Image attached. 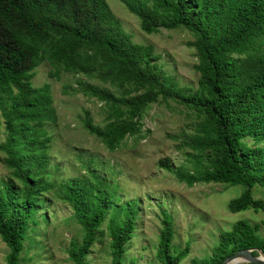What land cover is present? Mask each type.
<instances>
[{"label": "trees", "instance_id": "obj_1", "mask_svg": "<svg viewBox=\"0 0 264 264\" xmlns=\"http://www.w3.org/2000/svg\"><path fill=\"white\" fill-rule=\"evenodd\" d=\"M117 1L144 34L182 28L192 35L195 89L177 86L157 65L151 45L132 42L105 0H0V117L5 133L0 153L9 170V178L0 182L5 264H22L27 221L42 205L43 194L52 190L46 172L50 138L44 126L55 123L56 116L49 85H31L42 61L55 77L62 72L84 78L63 85L61 92L101 104V124L83 111L81 127L109 152L140 132V117L149 104L173 100L183 105L196 118L182 141L184 162L173 167L164 159L157 167L187 187L241 185L244 190L228 202L227 210L264 214V201L250 194L255 185L264 188V0ZM113 191L91 171L86 179L58 186V199L70 207L83 232L80 242H70L67 250L72 264H84L106 219L109 264H121L137 209L131 202L115 204ZM159 223L155 257L159 264H179L188 245L173 250L171 217L162 212ZM245 249L264 256V239L255 226L240 220L218 234L208 258L190 264H218Z\"/></svg>", "mask_w": 264, "mask_h": 264}, {"label": "rangeland", "instance_id": "obj_2", "mask_svg": "<svg viewBox=\"0 0 264 264\" xmlns=\"http://www.w3.org/2000/svg\"><path fill=\"white\" fill-rule=\"evenodd\" d=\"M132 42L151 45L156 63L179 87L195 89L198 75L192 35L182 28L159 29L154 34L140 31L138 20L117 0H105ZM51 66L42 61L33 71L31 85L48 84L56 120L45 124L50 138L47 151V178L52 190L43 194V203L27 221L25 239L19 255L22 264H72L67 257L70 242L79 243L83 232L72 216L70 207L57 196L58 186L74 179H86L91 171L104 179L109 190L114 188L113 202H131L137 209L131 239L124 245L121 264H159L156 257L160 215L171 217L173 250L188 245L187 256L179 264L192 259H206L218 242V234L230 230L243 220L255 226L264 239V214L251 209L231 213L229 201L238 198L244 187L219 184H196L187 187L157 167L168 159L176 167L184 162L182 141L192 132L194 113L176 101L149 104L140 117V132L125 137L113 151H107L81 127L83 111L93 122L101 124V104L81 95L62 94L63 85H73L76 78L66 73L51 75ZM0 117V143L4 141ZM264 148V142L260 144ZM0 153V182L9 178ZM253 199L264 201V188L257 185L250 191ZM106 219L97 231V238L84 264H109V236ZM8 252L0 240V264ZM242 264V263H237Z\"/></svg>", "mask_w": 264, "mask_h": 264}, {"label": "water", "instance_id": "obj_3", "mask_svg": "<svg viewBox=\"0 0 264 264\" xmlns=\"http://www.w3.org/2000/svg\"><path fill=\"white\" fill-rule=\"evenodd\" d=\"M251 252V249L239 250L234 254L227 256L218 264H264V256L260 251H257V256H253Z\"/></svg>", "mask_w": 264, "mask_h": 264}]
</instances>
